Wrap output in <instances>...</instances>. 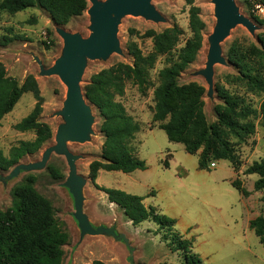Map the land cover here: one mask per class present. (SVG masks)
I'll use <instances>...</instances> for the list:
<instances>
[{
	"label": "rangeland",
	"instance_id": "rangeland-1",
	"mask_svg": "<svg viewBox=\"0 0 264 264\" xmlns=\"http://www.w3.org/2000/svg\"><path fill=\"white\" fill-rule=\"evenodd\" d=\"M3 0H0V3ZM193 5L200 9V19L206 29L203 45L195 62L189 66L180 77L179 83L197 82L207 90L202 76L197 72L204 68L208 52L207 37L215 24L213 4L211 0H192ZM88 7L90 3L88 2ZM242 15L249 18L257 30L252 36L241 25L233 28L222 44V54L226 61L224 65L214 66V92L211 97L204 95V113L208 123L215 121L213 106L219 104L215 87L220 86L229 93L241 96L245 103L259 114L264 92L241 78L237 68L228 61V49L233 44L241 49L253 44L259 47L257 36H264V28L254 21L253 5L250 0H235ZM156 10L165 19L154 23L141 17L125 16L120 20L117 37L122 54H112L106 60H89L82 77V88L91 75L116 63L131 64L132 58L127 47L135 44L144 56L153 50L150 31L157 33L173 25L184 32L178 48L183 47L189 37L188 10L186 0H154ZM257 18V17H256ZM89 17L86 11L82 16L73 18L62 28L70 33L87 37ZM62 40L55 31V26L49 16L38 8L10 15L0 10V62L6 68L7 74L20 84L31 74L35 77L40 94L43 98L41 121L49 125L52 138L33 156L23 158L20 163L27 164L40 160L42 152L54 144L56 128L62 123V118L56 113L62 108L66 88L57 76H41L39 61L45 68L53 65L61 55ZM165 57H158L154 67L149 70L151 86L158 84V71L166 65ZM120 101L127 113L140 124L141 132L138 141H132L134 156L148 162L146 167L149 179L144 180L139 172L124 174L121 172L100 171L95 183L108 189H126L128 194L147 199V208H153L157 213L175 220L173 232L190 242V250L201 261V264H264V248L254 232L249 229V221L259 215L263 205L260 201L264 191H248L256 181V175H239L233 183L244 190L245 206L240 203L239 193L229 184L232 165L230 162L219 161L214 169L198 171L197 155L187 154L181 144L168 142L165 133L152 126L153 90L149 88L141 94L131 83L125 86V93ZM35 100L30 93H25L15 105L12 112L6 115L0 125V150L5 156L11 147L19 141L34 138L33 132L20 133L13 126L26 117L33 109ZM94 123L92 134L85 143H68V149L74 155L80 156L76 161L77 173L86 179L82 190L83 212L93 228L104 227L113 229L117 238L111 235H86L80 237L76 220L73 218L74 206L72 196L62 186L68 168L64 157L52 155L47 164L61 169L65 178L54 181L44 169L34 172H20L10 178V172L0 170V211H6L14 206L12 190L28 176L35 177L34 187L37 192L50 201L60 226L69 236L64 246L62 264H91L101 261L104 264H181L183 254L171 252L162 240L163 231L151 220L137 226L132 225L114 204H110L104 193L93 187L89 180V165L99 160L103 136L99 131L101 118L92 106ZM255 130L246 142L239 144L231 138L234 144L235 160L239 163L236 172L244 170L253 162L264 159V127L260 125L259 115L251 121ZM137 147V148H136ZM170 151L174 161L168 169L160 165V155ZM157 164L162 169H156ZM229 164V165H228ZM146 168V169H147ZM233 169V168H232ZM157 170V172H156ZM161 186L159 188L158 186ZM126 192L125 190H121ZM127 193V192H126ZM145 193V194H144ZM151 193V194H150ZM150 194V195H149ZM251 195V196H250ZM146 201V200H145ZM123 236L118 239V236ZM124 239V240H123Z\"/></svg>",
	"mask_w": 264,
	"mask_h": 264
},
{
	"label": "trees",
	"instance_id": "trees-1",
	"mask_svg": "<svg viewBox=\"0 0 264 264\" xmlns=\"http://www.w3.org/2000/svg\"><path fill=\"white\" fill-rule=\"evenodd\" d=\"M188 10L189 37L183 47L178 48L184 36L181 28L173 25L157 33L150 31L153 50L144 56L135 44L127 50L132 58L131 64L116 63L91 75L83 91L87 101L95 108L101 124L99 131L104 140L99 160L89 165V180L93 187L107 197L109 203L119 208L125 218L134 226L151 220L163 231L162 240L171 252H181V264H201L192 254L190 242L173 232L175 220L159 214L155 209H147L143 198L125 193L119 189L98 186L95 181L99 171L129 174L146 170V163L134 156L132 141L140 131V124L125 110L120 101L125 86L131 83L141 94L149 88L153 90L152 126L162 130L168 142L181 144L189 155L198 156V168L208 170L211 162L228 161L234 171L239 168L235 160L234 144H242L255 130L251 122L259 115L260 125L264 127V99L259 114L241 96L229 93L220 86L215 87L219 104L213 106L215 121L208 123L204 113L206 88L197 82L180 84L183 72L191 66L200 52L206 25L200 19V9L186 0ZM264 5V0H258ZM31 8L44 11L53 25L63 27L73 18L83 15L88 9L87 0H3L0 10L14 15ZM257 25L264 28V19L253 17ZM259 47L251 44L241 49L231 45L228 61L237 68L238 74L248 84L264 92V36H257ZM164 56L166 65L158 71L156 86H151L149 70L154 67L158 57ZM25 93H30L35 105L32 111L13 126L17 132H33L34 138L19 141L5 156L0 150V170L14 168L25 157L38 153L52 138V131L42 122L43 98L35 77L27 75L20 84L8 76L0 62V125L2 119L12 112ZM45 170L54 181H63L65 176L60 168L47 164ZM243 175H256L253 184L255 192L264 191V159L253 162ZM35 177L28 176L15 186L12 195L14 206L0 211V264H62L69 236L60 226L55 211L45 197L34 187ZM243 196L247 193L233 183ZM261 213L249 221V229L264 248V194L260 199ZM91 264H104L93 261Z\"/></svg>",
	"mask_w": 264,
	"mask_h": 264
},
{
	"label": "water",
	"instance_id": "water-1",
	"mask_svg": "<svg viewBox=\"0 0 264 264\" xmlns=\"http://www.w3.org/2000/svg\"><path fill=\"white\" fill-rule=\"evenodd\" d=\"M154 0H88L90 6L86 10L89 17V31L87 37L78 33H70L60 26H55L57 35L62 40L61 55L53 65L45 68L39 61L41 76H57L66 88L62 108L56 116L62 118V123L56 128L54 144L42 152L40 160L33 163H19L10 172L9 177H16L20 172H34L47 166L52 155L62 156L65 159L68 172L62 186L66 188L73 199V218L77 222L80 237L90 235L116 234L113 229L102 226L93 228L83 212L82 190L86 179L77 173L76 161L80 156L74 155L68 149V143L82 144L89 140L92 134L94 116L92 105L87 101L81 86L82 77L89 60H106L112 54L121 55L117 37L120 20L125 16L141 17L154 23L164 22L152 4ZM215 24L207 37L208 52L204 68L197 72L203 77L207 85V95L214 92V66L226 63L222 54V44L229 36L230 31L238 25L243 26L253 36L257 26L242 15L235 0H211ZM123 236H118V239ZM124 240V239H123Z\"/></svg>",
	"mask_w": 264,
	"mask_h": 264
},
{
	"label": "crops",
	"instance_id": "crops-1",
	"mask_svg": "<svg viewBox=\"0 0 264 264\" xmlns=\"http://www.w3.org/2000/svg\"><path fill=\"white\" fill-rule=\"evenodd\" d=\"M134 120H136V119H134ZM137 121V120H136ZM141 132V128H140V131L138 132V133H136L135 134V139H134V141H138V143L140 142V139H138V135H139V133ZM137 148V147H136ZM184 149V148H183ZM185 151V150H184ZM160 165H161V167L163 168V169H168V167H169V165L174 161V158H173V154L170 152V151H168V152H165L164 153V155H160ZM146 162V161H145ZM222 162H225V161H222ZM148 164V162L146 163V165ZM160 165L159 164H157V166H156V169H162V168H160ZM229 165V164H228ZM229 168L231 169V173H230V175L228 176L230 179H229V184L231 185V187L232 188H234L233 187V182L236 180V179H240L239 178V175L241 174V175H243L242 174V172H236V171H234L230 166H229ZM197 169H198V171H205V170H200L199 168H198V157H197ZM149 171V169L147 168L146 170H144V171H141V174H139L142 178H144V180H147V179H149V174H143V173H146V172H148ZM100 172V171H99ZM136 172H139V171H136ZM156 172H157V170H156ZM98 177V176H97ZM241 180V179H240ZM242 181V180H241ZM243 182V181H242ZM254 184V183H253ZM253 184H252V186H250V189L248 190L249 192L250 191H252L253 190ZM159 188H161V186L159 185L158 186ZM238 193H239V195H240V203H242V205H244L245 206V201H244V198H243V196L240 194V192L236 189V188H234ZM121 190H125L126 191V189H121ZM254 191V190H253ZM98 192V191H97ZM127 192V194L129 193V191H126ZM125 192V193H126ZM257 192H255V194H256ZM145 194V193H144ZM151 194V193H150ZM149 194V195H150ZM106 196V195H105ZM148 195H144L143 197L144 198H146ZM251 196V195H250ZM142 197V198H143ZM106 199H107V197H106ZM146 200V201H145ZM145 200H143V203H144V205L146 206V204L145 203H147V199H145ZM110 204H112V203H110ZM258 216V215H257ZM255 218V217H254ZM254 218H252V219H254ZM251 219V220H252Z\"/></svg>",
	"mask_w": 264,
	"mask_h": 264
},
{
	"label": "built area",
	"instance_id": "built-area-1",
	"mask_svg": "<svg viewBox=\"0 0 264 264\" xmlns=\"http://www.w3.org/2000/svg\"><path fill=\"white\" fill-rule=\"evenodd\" d=\"M253 5V15L259 19H264V5L258 0H250ZM217 162H211L209 164L210 169H214L216 167Z\"/></svg>",
	"mask_w": 264,
	"mask_h": 264
}]
</instances>
